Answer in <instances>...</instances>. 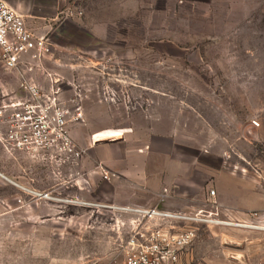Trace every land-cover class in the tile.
Instances as JSON below:
<instances>
[{
	"label": "rangeland",
	"instance_id": "obj_1",
	"mask_svg": "<svg viewBox=\"0 0 264 264\" xmlns=\"http://www.w3.org/2000/svg\"><path fill=\"white\" fill-rule=\"evenodd\" d=\"M53 1L54 21L15 8L54 43L28 75L78 99L86 153L73 168L0 147V264H123L125 206L216 221L181 264H264V0ZM106 138L157 163L153 184L122 188Z\"/></svg>",
	"mask_w": 264,
	"mask_h": 264
},
{
	"label": "built area",
	"instance_id": "obj_2",
	"mask_svg": "<svg viewBox=\"0 0 264 264\" xmlns=\"http://www.w3.org/2000/svg\"><path fill=\"white\" fill-rule=\"evenodd\" d=\"M53 47L50 38L32 32L24 16L0 0V67L20 75L18 92L5 93L0 73V146L13 155L77 168L86 153L71 134V126L84 120L78 99L65 101L58 79L45 87L28 75L52 54ZM111 209L133 217L123 247V264H181L182 255L197 239L198 227L216 223L202 211L184 214L130 206Z\"/></svg>",
	"mask_w": 264,
	"mask_h": 264
},
{
	"label": "crops",
	"instance_id": "obj_3",
	"mask_svg": "<svg viewBox=\"0 0 264 264\" xmlns=\"http://www.w3.org/2000/svg\"><path fill=\"white\" fill-rule=\"evenodd\" d=\"M8 4L11 5V1L12 0H5ZM16 2L18 0H15ZM15 2V3H16ZM38 4V3H37ZM54 1L53 0H42V7L37 8V5H35L33 2L26 8H23L21 5L19 4H14L11 5L14 8H17L19 11H22L24 13L25 17H31L33 15H36L38 12V15L40 16L39 20L42 22V20H50V21H54V18L56 16V13H53L54 10L56 9L54 6ZM38 7H40V4H38ZM37 11V13L35 12ZM47 22V21H45ZM28 24V22H27ZM11 91V92H15ZM71 134L73 139L80 145L82 146H87V142H84L83 139L85 138V131L84 128H82L81 126L77 125H72L71 126ZM90 133L87 132L86 136H89ZM117 141L115 142H110L109 144H112L113 146L109 147V149H107L105 152H103L99 159L102 160V162L105 164V166H107L108 168H110L111 171L114 172H119V174H123L122 176V180H123V184H122V188H127V187H135L136 185L138 186H144V185H152L153 182L155 181L154 177L151 176H157L158 173L161 171L158 166L157 163H153L151 162H147L146 161V157L145 154L144 155H139V160H141V162H137L135 163L133 161L134 157H132V152L129 150H125V152L123 151L122 148H120V146H117L116 144ZM115 145V146H114ZM2 148V146H0ZM3 149V148H2ZM4 150V149H3ZM2 150V151H3ZM21 156L22 154H10L7 151H3L2 153V157L5 159L7 157L12 158L11 156ZM24 156V155H22ZM98 157V156H97ZM96 156H91V159L94 160L95 158H97ZM135 160V159H134ZM1 162H3V160L0 159ZM0 162V176L5 178L6 180H9L6 177V173H4L2 170H4V167L2 166ZM173 185V184H170ZM168 198V196L166 197V199ZM129 202H135L132 201L131 199L126 200Z\"/></svg>",
	"mask_w": 264,
	"mask_h": 264
},
{
	"label": "water",
	"instance_id": "obj_4",
	"mask_svg": "<svg viewBox=\"0 0 264 264\" xmlns=\"http://www.w3.org/2000/svg\"><path fill=\"white\" fill-rule=\"evenodd\" d=\"M50 39H51V38H50ZM110 142H115V140H108V139H105V140H101V141H99V144L110 143Z\"/></svg>",
	"mask_w": 264,
	"mask_h": 264
},
{
	"label": "bare ground",
	"instance_id": "obj_5",
	"mask_svg": "<svg viewBox=\"0 0 264 264\" xmlns=\"http://www.w3.org/2000/svg\"><path fill=\"white\" fill-rule=\"evenodd\" d=\"M109 140V138H106ZM102 140H105V139H102ZM95 141H101V139H96ZM10 181V180H9ZM13 183V182H12ZM15 184V183H14ZM16 185V184H15ZM22 188V187H21ZM24 189V188H23ZM26 190V189H25Z\"/></svg>",
	"mask_w": 264,
	"mask_h": 264
}]
</instances>
